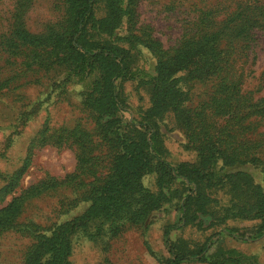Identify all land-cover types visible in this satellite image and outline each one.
<instances>
[{
	"label": "rangeland",
	"instance_id": "1",
	"mask_svg": "<svg viewBox=\"0 0 264 264\" xmlns=\"http://www.w3.org/2000/svg\"><path fill=\"white\" fill-rule=\"evenodd\" d=\"M82 1L0 0V209L18 202L2 213L0 264H24L68 222L71 264H215L207 260L218 250L220 264H264V230L249 237L264 214L234 213L264 175V13H251L244 30L217 29L238 5L264 12V0H91L85 39L100 45L94 53L121 52L127 63L110 79L117 108L108 112L91 103L105 100L98 59L81 67L67 47ZM159 66L172 84L155 119L163 158L193 164L195 146H217L233 161L215 159L222 179L201 188L206 213L185 223L182 201L194 185L158 182L150 160L138 184L153 204L112 230L115 211H87L110 181L121 135L141 141L132 126L158 99ZM167 228L182 252L211 243L176 263Z\"/></svg>",
	"mask_w": 264,
	"mask_h": 264
},
{
	"label": "trees",
	"instance_id": "2",
	"mask_svg": "<svg viewBox=\"0 0 264 264\" xmlns=\"http://www.w3.org/2000/svg\"><path fill=\"white\" fill-rule=\"evenodd\" d=\"M91 0H83L81 9L77 14L75 20V27L71 34L76 33V37L68 42V51L73 52L76 59V64L83 67L84 64L94 62L97 60V66L99 68V75L102 82L105 85L104 96L105 100L101 97L92 98V106L96 110L108 112L117 108V102L115 95L113 94V86L111 83L112 77H122L127 69V63L121 52L110 51L112 54H103V51L94 53V50L100 49V45L88 41L85 39L86 27L89 24L91 17ZM236 11L227 20L219 23L220 26L217 29L222 28H240L244 30L246 22L254 20L255 17L251 13L258 14L264 13L260 8L255 6H237ZM241 12L240 15H238ZM78 24L80 27L78 28ZM91 60V61H90ZM79 67V66H78ZM167 68L159 66L157 69L158 78L156 84L158 87V99L152 106L145 110L141 115L137 124L133 123L132 128L135 131L137 138H141V141H129L128 138H122L117 142V152L115 159H113L111 166L110 181L104 186L101 185L97 192L96 199L90 204L88 209V218L112 216V211H115L116 216L113 218L110 225L111 229H117L123 225V221L126 219L139 217L149 210V203L153 202L149 197L143 194L138 184V179L143 170L147 167L148 163L153 164L157 170L158 182H164L172 179L176 176L187 181V185H194V190L191 195L186 194L182 201V211L185 223H192L197 218L196 215L206 213L204 209V203L201 201V188L216 186V184L222 179L218 173V169H215V159L221 158L224 162H232V159L227 160V156L217 146H195L197 149L198 160L191 164L186 162L177 163L175 166L169 164L163 158V151L161 146V140L159 131L156 124V118L161 114L164 108L169 103L166 101L169 98L171 89L170 74H165ZM150 130V131H149ZM148 140H145L146 134ZM120 135V134H119ZM133 136V135H132ZM122 139V140H121ZM149 143V145H148ZM172 172L174 174H172ZM245 183L248 182V178H245ZM191 189V187H190ZM203 192V191H202ZM253 192V191H252ZM256 196L251 199L249 196L244 197L243 207H238L234 213L238 215H244L246 217L261 216L264 214V175L262 180L257 184ZM205 193L203 192V197ZM205 198V197H204ZM102 201V202H101ZM107 201V205H106ZM17 200H13L11 206L0 209V220L2 213L14 208L17 205ZM99 204L96 206V204ZM137 204L139 207H137ZM133 205V206H132ZM203 205V206H202ZM135 207V208H133ZM135 210V211H133ZM129 215V216H128ZM234 215V214H233ZM128 216V218H126ZM73 224L63 223L57 225L44 240L38 242L26 255L24 264H71L68 260L69 255V239L68 236L72 232ZM228 233L233 230H228ZM264 230V221L260 225V228L255 231L251 239H256L261 236ZM166 248L172 253L174 262L178 263L184 259H195L197 255H200L207 249V243L211 237L195 249L183 250V252L175 246V241L169 240V229L164 230ZM211 243V242H210ZM198 259V258H197ZM202 261L207 258H199ZM210 263L220 264L222 259V253L219 250L210 255Z\"/></svg>",
	"mask_w": 264,
	"mask_h": 264
}]
</instances>
